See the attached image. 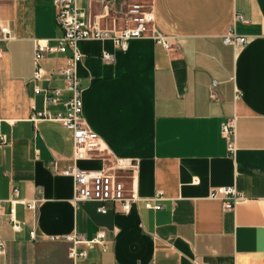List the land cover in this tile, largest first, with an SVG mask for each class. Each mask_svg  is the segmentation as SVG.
Returning a JSON list of instances; mask_svg holds the SVG:
<instances>
[{"label": "crops", "instance_id": "crops-1", "mask_svg": "<svg viewBox=\"0 0 264 264\" xmlns=\"http://www.w3.org/2000/svg\"><path fill=\"white\" fill-rule=\"evenodd\" d=\"M133 1L151 3L154 27L172 49L151 37L131 39L125 51L112 39L78 43L84 119L101 150L75 160L71 130L31 119L44 109L64 111L67 98L62 70L70 52L49 53L43 78L33 81L35 41L55 44L64 33L53 0H0V133L7 136L0 144V264H264V0L79 5L91 23L111 28ZM230 29L248 41L226 44ZM102 51L114 61L103 60ZM35 85L63 90L59 101L46 105ZM230 119L234 153L221 129ZM71 165L118 174L137 201L129 212L109 203L105 213L97 211L99 202L75 201L74 181L63 174ZM222 186L242 196L234 210L211 197ZM14 187L37 208L13 202ZM147 200L161 208L147 207ZM12 208L20 230L11 225ZM99 232L104 245L84 259L69 256L63 236Z\"/></svg>", "mask_w": 264, "mask_h": 264}, {"label": "built area", "instance_id": "built-area-1", "mask_svg": "<svg viewBox=\"0 0 264 264\" xmlns=\"http://www.w3.org/2000/svg\"><path fill=\"white\" fill-rule=\"evenodd\" d=\"M81 0H53L58 24L63 29L62 36L56 37L55 44H51L50 39H37L35 41V70L33 81L43 78L45 71L42 61L49 53L70 52L67 57V64L62 72L65 77L64 91L67 98L64 102V111L53 113L46 109L36 111L31 119L35 122L39 120H54L62 123L71 130L74 142V159H85L93 156L101 150L99 135L92 130L84 119L83 88L77 74V66L84 59V54L80 51L78 43L84 39H112L117 48L127 50L129 41L133 38L151 37L157 44L165 49L171 50L173 43L170 37L160 32L154 27V14L151 3L143 1L129 2L123 11L113 19V27H104L97 23H91L86 10L80 7ZM236 20L245 21L241 15H236ZM118 20L120 21L118 23ZM118 25L120 27H118ZM2 38H10L8 28H2ZM226 44L234 46L245 44L248 39L245 36L236 34L234 29L223 36ZM1 55V52H0ZM101 58L105 61H114V56L108 51H102ZM217 81L213 80V86ZM36 94L44 95L46 105H54L62 95L61 89L41 88L35 85ZM222 134L227 140L229 150L236 151V127L234 120L230 119L222 124ZM7 143V136L0 133V144ZM65 176L73 179L75 185V201H96L100 205L98 212L108 211V204L113 203L120 206L122 212H129L138 197L126 186L125 182L114 172L105 169H82L76 165H71L63 170ZM13 202L21 201L28 208L36 209L37 200L23 201L18 198L19 190L12 189ZM211 197H221L225 200V210H234L235 206L242 200V196L234 186H222L211 192ZM145 205L149 208L160 209V204H153L147 200ZM1 213V202H0ZM11 225L15 230H20L21 222L17 219L15 209L11 210ZM32 239H37L35 230L30 232ZM53 237L52 239H55ZM71 242L69 256L74 260L87 258L89 251L96 244H105L106 235L104 232L97 233L93 238H87L79 233H71L63 236ZM5 252V244L0 240V253ZM92 264V263H87Z\"/></svg>", "mask_w": 264, "mask_h": 264}, {"label": "rangeland", "instance_id": "rangeland-1", "mask_svg": "<svg viewBox=\"0 0 264 264\" xmlns=\"http://www.w3.org/2000/svg\"><path fill=\"white\" fill-rule=\"evenodd\" d=\"M119 21V20H118ZM120 22V21H119Z\"/></svg>", "mask_w": 264, "mask_h": 264}]
</instances>
